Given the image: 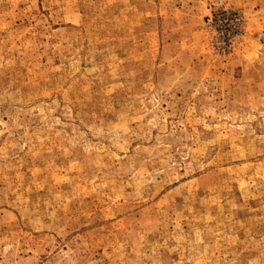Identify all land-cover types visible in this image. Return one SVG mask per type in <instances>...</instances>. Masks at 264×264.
<instances>
[{
    "label": "rangeland",
    "instance_id": "obj_1",
    "mask_svg": "<svg viewBox=\"0 0 264 264\" xmlns=\"http://www.w3.org/2000/svg\"><path fill=\"white\" fill-rule=\"evenodd\" d=\"M0 264H264V0H0Z\"/></svg>",
    "mask_w": 264,
    "mask_h": 264
}]
</instances>
